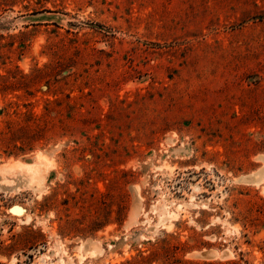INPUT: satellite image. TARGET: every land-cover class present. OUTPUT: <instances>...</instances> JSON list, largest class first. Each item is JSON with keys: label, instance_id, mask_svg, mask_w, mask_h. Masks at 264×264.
I'll return each instance as SVG.
<instances>
[{"label": "rangeland", "instance_id": "1", "mask_svg": "<svg viewBox=\"0 0 264 264\" xmlns=\"http://www.w3.org/2000/svg\"><path fill=\"white\" fill-rule=\"evenodd\" d=\"M0 264H264V0H0Z\"/></svg>", "mask_w": 264, "mask_h": 264}, {"label": "bare ground", "instance_id": "2", "mask_svg": "<svg viewBox=\"0 0 264 264\" xmlns=\"http://www.w3.org/2000/svg\"><path fill=\"white\" fill-rule=\"evenodd\" d=\"M41 152V151H40ZM18 165H21V163H19ZM252 173V172H251ZM258 181H260V180H258ZM251 183V182H250ZM80 246V245H79ZM85 257V256H84ZM16 263V262H15Z\"/></svg>", "mask_w": 264, "mask_h": 264}]
</instances>
